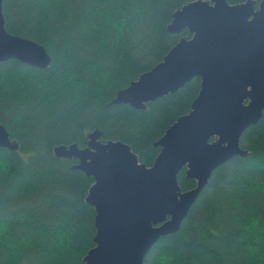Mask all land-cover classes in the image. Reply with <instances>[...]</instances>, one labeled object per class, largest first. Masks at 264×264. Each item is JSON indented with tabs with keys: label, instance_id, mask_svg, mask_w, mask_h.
I'll use <instances>...</instances> for the list:
<instances>
[{
	"label": "trees",
	"instance_id": "1",
	"mask_svg": "<svg viewBox=\"0 0 264 264\" xmlns=\"http://www.w3.org/2000/svg\"><path fill=\"white\" fill-rule=\"evenodd\" d=\"M191 1H3L6 29L44 45L52 62L44 69L0 63V122L18 145L0 146V264H85L95 246L96 210L87 201L95 179L55 147H86L99 129L103 140L123 141L154 164L161 150L154 143L191 111L201 78L142 110L112 100L192 37L168 30ZM240 145L247 155L213 171L181 228L161 237L144 264H264V114ZM186 171L182 190L196 186Z\"/></svg>",
	"mask_w": 264,
	"mask_h": 264
},
{
	"label": "water",
	"instance_id": "2",
	"mask_svg": "<svg viewBox=\"0 0 264 264\" xmlns=\"http://www.w3.org/2000/svg\"><path fill=\"white\" fill-rule=\"evenodd\" d=\"M0 0V63L18 59L48 68L44 45L9 32ZM188 29L163 61L117 92L113 104L142 110L147 103L177 92L194 77L201 89L189 113L180 116L154 143L161 150L152 166L140 162L129 144L103 140L99 129L88 144L55 147L57 156L75 158L74 169L93 176L87 201L95 208L96 235L85 264H144L153 245L177 232L213 171L248 151L244 131L264 114V0L231 4L195 0L175 11L168 30ZM0 146L18 149L0 122ZM196 186L182 190L178 176Z\"/></svg>",
	"mask_w": 264,
	"mask_h": 264
}]
</instances>
